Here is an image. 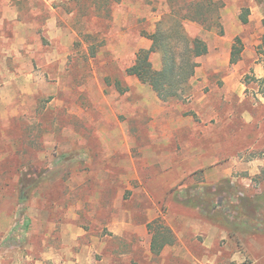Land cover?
I'll return each instance as SVG.
<instances>
[{
  "label": "rangeland",
  "instance_id": "1",
  "mask_svg": "<svg viewBox=\"0 0 264 264\" xmlns=\"http://www.w3.org/2000/svg\"><path fill=\"white\" fill-rule=\"evenodd\" d=\"M227 4L250 9L248 19L252 6L264 8V0H0V263L34 264L39 237L48 231L59 244L77 225L85 264L102 262V247L117 253L110 264H264V144L253 143L250 124L216 127L207 150L222 158L207 177L177 183L167 159L174 145H154L162 159L144 167L146 129H132L125 151L109 102L136 60L122 43L128 34L135 43L175 10L196 19L186 22L191 36L212 41ZM169 214L198 223H168ZM165 228L181 236L156 257L152 232Z\"/></svg>",
  "mask_w": 264,
  "mask_h": 264
},
{
  "label": "crops",
  "instance_id": "2",
  "mask_svg": "<svg viewBox=\"0 0 264 264\" xmlns=\"http://www.w3.org/2000/svg\"><path fill=\"white\" fill-rule=\"evenodd\" d=\"M262 6L258 4L252 6L249 21L243 23L240 18L241 9L238 6L225 5L220 19L224 32L222 35L215 32V39L212 41L208 36L207 41L204 39L208 45V52L198 58L200 65L191 79L190 93L184 100L165 102L150 85L143 83L134 75L127 74L126 70L135 61L127 66L123 76L117 79V85L112 87L111 98H109V102L113 104L114 127L118 130V135L123 136L124 149L128 153H132L129 143L132 129L139 128L141 131L146 129L145 135L150 145L146 143L144 149L147 152L150 147V151L143 160L144 167L157 166L158 161L162 159V156H158V149H155L154 145L163 144L164 147L174 145L173 153L170 150L167 159L172 161V165L174 164V174L179 177L177 183H182L186 177L195 176L199 172L207 177V168L212 164L211 160L222 158L207 150V138L215 134L216 127H219L220 132L227 130L228 124L236 119H242L246 124H250L255 145L264 144V84H262L264 81V8ZM155 29L150 32L142 30V34L138 33V38L134 40L135 43L128 34L122 41L123 46L133 52L136 59L140 49L152 47V40L143 32L152 33ZM237 37L242 39L243 51L241 59L232 64L233 44ZM151 55L158 54L153 52ZM203 61L206 66H203ZM161 65L160 61L155 67L159 69ZM247 78L251 79L250 83L246 82ZM137 170L138 168L135 175H138ZM155 175H158V172H155ZM158 203L157 201L154 205L158 206ZM140 205L144 203L141 202ZM154 216H150L145 223H151ZM77 218L75 215V219ZM128 218L132 219L131 213ZM166 220L168 223L177 221L189 226L198 223L194 219H182L174 214L167 215ZM123 224L125 228L135 231L132 229L134 226L131 221L128 220ZM146 224L144 233L148 232ZM171 231L174 237L181 236L176 229ZM85 233L82 226L75 225L63 234V242L54 244L52 241H57L56 235L47 231L38 238L40 239L39 247L34 243L29 249L32 252L40 251L39 260L34 264H85L82 262V253L87 247L82 244L80 247V239ZM154 234L155 232H152L149 252L157 257L171 244L165 245L159 253L154 252L152 248ZM68 236L72 246L69 251L67 248L69 242L65 241ZM109 249L102 247V252L107 256L102 262L93 258L90 264H110L117 253L115 249L111 251ZM67 256L71 257L69 262H67Z\"/></svg>",
  "mask_w": 264,
  "mask_h": 264
},
{
  "label": "trees",
  "instance_id": "3",
  "mask_svg": "<svg viewBox=\"0 0 264 264\" xmlns=\"http://www.w3.org/2000/svg\"><path fill=\"white\" fill-rule=\"evenodd\" d=\"M249 12L250 9L246 8L241 13L243 23L249 21ZM189 20L196 19L188 13L181 14L175 10L164 12L157 21L154 32H143L152 40V47L140 49L136 54L135 63L126 70L127 74L134 75L143 83L150 85L165 102L182 99L190 93L191 79L200 65L198 58L208 52V45L204 39L188 33L185 23ZM242 51V39L237 37L233 44L232 64L241 59ZM153 52L161 54L162 65L159 69L155 68L151 61ZM23 198L26 199L27 196ZM165 230L158 231L153 236L152 248L156 253L175 241L171 230L167 228Z\"/></svg>",
  "mask_w": 264,
  "mask_h": 264
}]
</instances>
